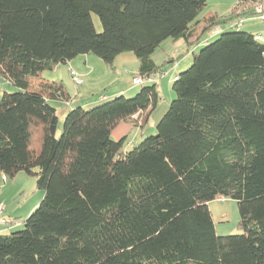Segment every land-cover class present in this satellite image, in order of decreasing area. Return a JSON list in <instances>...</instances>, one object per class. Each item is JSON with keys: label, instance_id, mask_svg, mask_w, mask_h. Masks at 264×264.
<instances>
[{"label": "trees", "instance_id": "obj_1", "mask_svg": "<svg viewBox=\"0 0 264 264\" xmlns=\"http://www.w3.org/2000/svg\"><path fill=\"white\" fill-rule=\"evenodd\" d=\"M206 3L0 0V77L18 89L0 98V172L24 171L43 191L22 230L0 233V264H264V45L221 30L244 13L199 18ZM166 39L183 40L193 61L174 76L156 134L130 150L110 136L122 122L144 128L159 100L149 82L134 97L70 109L51 135L49 101L70 97L43 70L132 52L136 76L151 77ZM218 198L236 201L242 233L216 235L208 204Z\"/></svg>", "mask_w": 264, "mask_h": 264}, {"label": "rangeland", "instance_id": "obj_2", "mask_svg": "<svg viewBox=\"0 0 264 264\" xmlns=\"http://www.w3.org/2000/svg\"><path fill=\"white\" fill-rule=\"evenodd\" d=\"M238 0H207L199 18L207 14L228 16L232 12L246 11L240 17L244 18L241 26L227 27L221 25V30H237L252 35H259V41L264 45V21L256 13L255 3L252 5H238ZM239 17V18H240ZM238 17H231L230 22L236 23ZM95 30H102L101 22L96 14H92ZM218 33L205 36V40L192 49L197 51L206 43L213 42ZM153 61L159 65L160 71L151 76L159 94L155 108L150 112L148 122L141 129L132 122L120 123L111 133V139L118 140L126 136L125 148L130 150L147 136L156 134V125L169 108L175 94L172 90L174 76L186 70L193 61L191 48L186 49L183 40L172 42L166 39L151 55ZM138 59L132 52H123L115 57L111 64L105 63L93 53L81 54L66 63H59L50 69H45L41 77L48 81L60 83L70 97L69 102L50 100L56 108V136L62 131L66 113L82 106L90 110L109 102L114 97L123 95L131 98L141 89V85L134 86L132 81L137 74ZM18 90L10 81L0 77V98L3 93H12ZM135 118V117H134ZM138 125V123H137ZM43 191L37 185V178L19 171L13 177H3L0 172V233L9 234L24 228L23 221L42 200ZM211 212L215 233L218 236L234 235L243 232L239 226V213L236 201L230 198L215 199L208 204Z\"/></svg>", "mask_w": 264, "mask_h": 264}, {"label": "built area", "instance_id": "obj_3", "mask_svg": "<svg viewBox=\"0 0 264 264\" xmlns=\"http://www.w3.org/2000/svg\"><path fill=\"white\" fill-rule=\"evenodd\" d=\"M255 9L256 13H258V17L264 21V0H258V2L255 3V7L253 8ZM250 10V9H249ZM249 10H243L242 11H237V14L241 15V14H246V11L249 12ZM236 14V15H237ZM245 19L240 17L236 23H233L231 26H241L243 21ZM220 31L219 28H216L215 30L212 31V34H215V33H218ZM254 38L257 40V41H260L262 39L261 36L259 35H255ZM149 82H152V78L150 76H135L133 78V85L136 86V85H141L143 83H149ZM221 199V198H219Z\"/></svg>", "mask_w": 264, "mask_h": 264}, {"label": "water", "instance_id": "obj_4", "mask_svg": "<svg viewBox=\"0 0 264 264\" xmlns=\"http://www.w3.org/2000/svg\"><path fill=\"white\" fill-rule=\"evenodd\" d=\"M50 133H51V135H54V133H55L54 119L52 120V123H51V126H50Z\"/></svg>", "mask_w": 264, "mask_h": 264}, {"label": "crops", "instance_id": "obj_5", "mask_svg": "<svg viewBox=\"0 0 264 264\" xmlns=\"http://www.w3.org/2000/svg\"><path fill=\"white\" fill-rule=\"evenodd\" d=\"M173 42V41H172Z\"/></svg>", "mask_w": 264, "mask_h": 264}]
</instances>
